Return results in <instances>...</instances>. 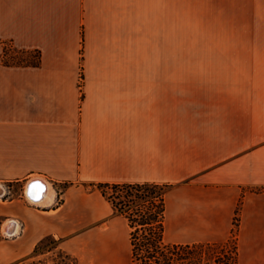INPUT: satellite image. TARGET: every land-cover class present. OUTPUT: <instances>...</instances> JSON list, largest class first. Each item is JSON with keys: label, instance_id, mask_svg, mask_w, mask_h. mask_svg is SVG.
I'll use <instances>...</instances> for the list:
<instances>
[{"label": "crops", "instance_id": "0c3cea01", "mask_svg": "<svg viewBox=\"0 0 264 264\" xmlns=\"http://www.w3.org/2000/svg\"><path fill=\"white\" fill-rule=\"evenodd\" d=\"M167 41L168 0H0V229L20 227L0 264L49 234L79 264H135L99 182L169 184L168 242L230 239L241 203L239 264H264V84L170 83ZM6 45L41 63L6 64Z\"/></svg>", "mask_w": 264, "mask_h": 264}, {"label": "rangeland", "instance_id": "374dc122", "mask_svg": "<svg viewBox=\"0 0 264 264\" xmlns=\"http://www.w3.org/2000/svg\"><path fill=\"white\" fill-rule=\"evenodd\" d=\"M167 52L170 83L264 84V0H168ZM33 53L11 49L8 58ZM41 258L40 264L71 263L59 249Z\"/></svg>", "mask_w": 264, "mask_h": 264}, {"label": "trees", "instance_id": "16d2710c", "mask_svg": "<svg viewBox=\"0 0 264 264\" xmlns=\"http://www.w3.org/2000/svg\"><path fill=\"white\" fill-rule=\"evenodd\" d=\"M6 45L4 62L6 64L39 65L41 50H18L34 52L29 57L8 58ZM70 182H67L68 185ZM101 189L112 201L119 213L125 214L132 227L131 242L135 264H239L238 231L241 219L240 203L234 219L232 237L222 242L177 243L165 239L166 192L169 184L155 182L91 183ZM62 240L53 234L43 237L35 246L33 253L16 264H25L35 258L32 264H40L43 255L59 249L71 263L79 264L77 256L62 246ZM68 264V262H67Z\"/></svg>", "mask_w": 264, "mask_h": 264}, {"label": "bare ground", "instance_id": "6f19581e", "mask_svg": "<svg viewBox=\"0 0 264 264\" xmlns=\"http://www.w3.org/2000/svg\"><path fill=\"white\" fill-rule=\"evenodd\" d=\"M36 179H38L41 182V184L46 188V190H44L43 192L41 191L42 192L40 194L41 198L38 197V198L41 199L39 201H36L35 198H33V196H35L34 194H36L35 197H37V193L34 192L35 189H32V190L30 189V182L33 181V180H36ZM49 186H50V188H49ZM26 193H27V195L29 197V200H31L32 202L39 203V204H44V203L48 202L51 199L52 194H53V190L51 188V185H49L47 181H45L44 179H41V178H35V179L30 180L26 184ZM11 222H12L11 220L7 221V223H5V225L3 227L6 230V232L11 231L12 233H15V232L18 231V229L20 227L18 225H15L14 223H11ZM15 223H16V221H15Z\"/></svg>", "mask_w": 264, "mask_h": 264}, {"label": "water", "instance_id": "95a60500", "mask_svg": "<svg viewBox=\"0 0 264 264\" xmlns=\"http://www.w3.org/2000/svg\"><path fill=\"white\" fill-rule=\"evenodd\" d=\"M38 185H41V186H42V192H43L44 190H46V188L41 184V182H40L38 179L33 180V181L30 182V189L32 190V189H34V188H35L36 186H38ZM33 198H35L36 201L41 200V199H40L41 197L38 198V197L33 196ZM7 233H8V234H13L11 231H8Z\"/></svg>", "mask_w": 264, "mask_h": 264}]
</instances>
